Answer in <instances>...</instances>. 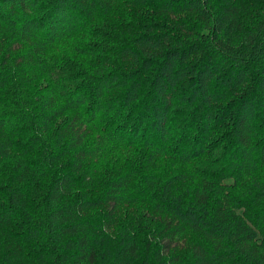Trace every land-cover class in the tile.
<instances>
[{
	"label": "trees",
	"instance_id": "trees-1",
	"mask_svg": "<svg viewBox=\"0 0 264 264\" xmlns=\"http://www.w3.org/2000/svg\"><path fill=\"white\" fill-rule=\"evenodd\" d=\"M0 264H264V0H0Z\"/></svg>",
	"mask_w": 264,
	"mask_h": 264
},
{
	"label": "rangeland",
	"instance_id": "rangeland-1",
	"mask_svg": "<svg viewBox=\"0 0 264 264\" xmlns=\"http://www.w3.org/2000/svg\"><path fill=\"white\" fill-rule=\"evenodd\" d=\"M126 9H130V11L132 12V18L131 19H123L122 21H120L119 23H116V25L119 26L120 29H122L121 31H119L118 29H116L114 26H110L103 23H98L96 25L93 26V28L95 29L96 32H103L105 35H110V38H121L124 33L122 31L125 30H129V26H132V24L138 23V21L140 22V19L142 18L141 15H146L148 14L150 11L142 9V8H128L125 7L123 8V10ZM154 19H157V16H154ZM143 21V20H141ZM91 42H96V40L91 39ZM116 40L114 39L112 43H115ZM76 58L72 57L69 61L68 67L70 70L71 68H73V65H75V61ZM73 80H71L72 82ZM177 252L181 253V258L183 259V261L186 259V254H184L180 248L177 249Z\"/></svg>",
	"mask_w": 264,
	"mask_h": 264
}]
</instances>
